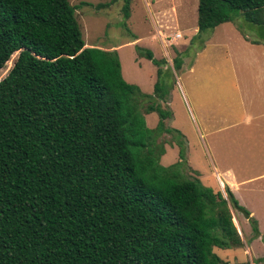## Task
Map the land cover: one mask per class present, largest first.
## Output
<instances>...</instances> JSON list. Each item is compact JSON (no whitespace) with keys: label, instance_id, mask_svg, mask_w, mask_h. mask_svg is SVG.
Segmentation results:
<instances>
[{"label":"trees","instance_id":"16d2710c","mask_svg":"<svg viewBox=\"0 0 264 264\" xmlns=\"http://www.w3.org/2000/svg\"><path fill=\"white\" fill-rule=\"evenodd\" d=\"M77 9L0 0V73L18 53L0 79V264H226L214 249L242 246L231 214L241 206L228 187L225 198L185 178L183 153L160 164L164 75L156 98L127 83L115 50L85 46ZM226 23L264 46V0H198V33Z\"/></svg>","mask_w":264,"mask_h":264},{"label":"rangeland","instance_id":"374dc122","mask_svg":"<svg viewBox=\"0 0 264 264\" xmlns=\"http://www.w3.org/2000/svg\"><path fill=\"white\" fill-rule=\"evenodd\" d=\"M69 3L78 7L76 17L85 46L115 50L127 83L156 98L153 88L158 69L164 75L169 93L166 101L158 100V104L170 114L163 123L171 132L157 140L165 150L160 157L162 166L182 162L180 152L183 153L184 177L198 178L225 198L224 172L237 178L262 173V168L253 164L262 159L254 158V154H264L252 146L251 127H232L241 115L234 62L250 60L249 49L237 39L241 36L236 25L238 32L223 24L198 33V0H130L127 20L122 12L124 0ZM238 28L249 38L262 37L258 36L261 29L243 20L238 22ZM147 51L163 62L159 68L146 59ZM17 55L11 56L0 79L6 76ZM142 103V108H146V103ZM144 116L147 127L155 129L160 121L158 113ZM208 132L211 134L207 135ZM257 184L262 193L254 194L248 187L238 192L248 219L237 209H231L242 246L214 249L226 264H264V180Z\"/></svg>","mask_w":264,"mask_h":264},{"label":"crops","instance_id":"0c3cea01","mask_svg":"<svg viewBox=\"0 0 264 264\" xmlns=\"http://www.w3.org/2000/svg\"><path fill=\"white\" fill-rule=\"evenodd\" d=\"M231 25V29L237 31L236 27L232 23H226ZM223 26L220 25L218 27ZM198 29V28H197ZM216 29V28H215ZM233 30V31H234ZM238 32V31H237ZM234 33V32H233ZM241 36L237 38L242 45L249 49L250 60L242 63L238 60L234 62L237 84L236 89L239 93L240 104H241V115L240 118L232 124V127H241L244 124L251 127L252 131L250 137L252 139V146L256 150L260 149L262 155L264 154V46L261 44H251L249 41L238 32ZM223 34V33H222ZM228 35V33H227ZM235 36L237 34H234ZM237 37V36H236ZM180 38V37H179ZM253 51V53H251ZM234 61V60H233ZM192 67L189 68L191 70ZM197 106V104H196ZM217 131V130H216ZM257 133L255 137L254 134ZM211 133L208 132L207 135ZM261 141V142H260ZM254 158H261L256 160L253 164L256 167H261L262 173H256L249 175L248 177L237 178V175H230L229 171L222 177L225 178V185L234 194L236 200L243 206V203L238 198V192L242 187H248L252 193L256 191L262 193L259 188H262L257 183L264 180V157L256 153L253 155ZM235 177V178H234ZM264 193V184H263ZM253 215V212H250Z\"/></svg>","mask_w":264,"mask_h":264},{"label":"water","instance_id":"95a60500","mask_svg":"<svg viewBox=\"0 0 264 264\" xmlns=\"http://www.w3.org/2000/svg\"><path fill=\"white\" fill-rule=\"evenodd\" d=\"M238 211H239L241 214L245 215V218H247V219L249 218V214L245 213L244 210H242V209H238Z\"/></svg>","mask_w":264,"mask_h":264}]
</instances>
